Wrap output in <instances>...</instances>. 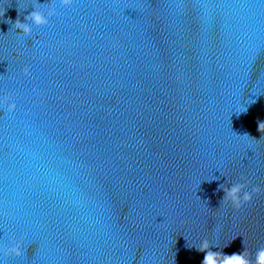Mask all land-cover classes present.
Returning a JSON list of instances; mask_svg holds the SVG:
<instances>
[{"label": "water", "instance_id": "95a60500", "mask_svg": "<svg viewBox=\"0 0 264 264\" xmlns=\"http://www.w3.org/2000/svg\"><path fill=\"white\" fill-rule=\"evenodd\" d=\"M36 3L56 15L17 35ZM5 94L0 264H202L204 239L254 261L264 246V0H0ZM241 176L262 192L221 205Z\"/></svg>", "mask_w": 264, "mask_h": 264}, {"label": "clouds", "instance_id": "9594fccd", "mask_svg": "<svg viewBox=\"0 0 264 264\" xmlns=\"http://www.w3.org/2000/svg\"><path fill=\"white\" fill-rule=\"evenodd\" d=\"M73 3L74 0H60V5L62 7H69ZM42 7L49 6L36 3L33 5L34 10L24 18V22H21V20L17 18L13 24L17 35L21 37H31L33 27L41 28L49 24V19L56 15V10L54 7H49V10L45 14V12L40 10ZM23 74L26 77L30 75V68L28 66L24 67ZM253 102L254 101H252V103ZM0 108H4L6 110V114H11L16 109V103L10 95L5 94L3 98H0ZM246 111L247 107L245 106L242 107L239 113ZM258 130L261 133H264V122L259 123ZM243 136L250 138L247 134ZM261 139H264V136H262ZM240 179L243 181L242 183H232L230 187L225 184L220 185V188L223 189L225 193L221 201V205H231L234 209L239 210L244 204L251 203L254 195H259L262 192L260 186H251V181L247 178L241 176ZM250 186L251 189L249 191L248 189ZM13 244L14 246L3 249L5 257L12 255L19 257L22 255L23 238L19 243L13 241ZM212 246L214 245H212L207 239L202 240L198 246H195L200 252L206 253L202 264H264V246H261L255 252L254 261L250 258L251 254L247 251V249L239 254L234 253L232 255H225L221 252L211 251L210 248Z\"/></svg>", "mask_w": 264, "mask_h": 264}]
</instances>
